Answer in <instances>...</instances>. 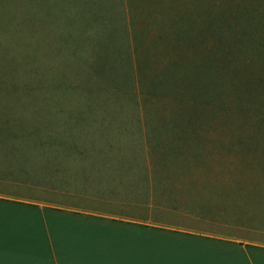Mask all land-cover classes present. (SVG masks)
I'll list each match as a JSON object with an SVG mask.
<instances>
[{
    "label": "rangeland",
    "instance_id": "374dc122",
    "mask_svg": "<svg viewBox=\"0 0 264 264\" xmlns=\"http://www.w3.org/2000/svg\"><path fill=\"white\" fill-rule=\"evenodd\" d=\"M202 58L200 104L178 92ZM248 93L264 98V0H0V197L264 225Z\"/></svg>",
    "mask_w": 264,
    "mask_h": 264
},
{
    "label": "crops",
    "instance_id": "0c3cea01",
    "mask_svg": "<svg viewBox=\"0 0 264 264\" xmlns=\"http://www.w3.org/2000/svg\"><path fill=\"white\" fill-rule=\"evenodd\" d=\"M28 201L0 197V238L12 245L4 253L7 260L39 264L42 246L80 230L106 240L114 255L105 258L120 264H264V225L176 205L137 203L132 209L97 207L98 202L69 208ZM152 206L162 217L151 221Z\"/></svg>",
    "mask_w": 264,
    "mask_h": 264
},
{
    "label": "clouds",
    "instance_id": "9594fccd",
    "mask_svg": "<svg viewBox=\"0 0 264 264\" xmlns=\"http://www.w3.org/2000/svg\"><path fill=\"white\" fill-rule=\"evenodd\" d=\"M11 247L10 243L5 244L0 238V264H31L5 259L4 253ZM39 255L43 257L39 264H120L117 260L105 258L114 255V250L106 240L91 231L60 233L54 244L49 242L39 249Z\"/></svg>",
    "mask_w": 264,
    "mask_h": 264
},
{
    "label": "trees",
    "instance_id": "16d2710c",
    "mask_svg": "<svg viewBox=\"0 0 264 264\" xmlns=\"http://www.w3.org/2000/svg\"><path fill=\"white\" fill-rule=\"evenodd\" d=\"M228 53V57H232L235 56V52L232 50L227 51ZM226 53V54H227ZM205 60H200V61H196L195 65H190L192 68H190L188 71L189 74L192 73L194 74V76L191 75H187L189 76L188 78H185V80L182 81V79L185 76H181V81L183 84H185L188 88V91L183 89V91L178 92V94H180L181 96H184V94H190L192 96V98L202 104V103H207L208 100L210 99V93H212L213 91H207L208 89L206 88V86L204 85V79L206 77H212L211 74H209L210 69L212 70L214 67L211 65L209 66V64L207 62H204ZM227 62H229V60H227ZM225 60H223V63L226 66L227 63ZM227 67H233L227 64ZM234 68V67H233ZM199 79L201 82H199ZM180 78H179V83L181 82ZM234 88H237L235 85H232ZM213 89V88H212ZM211 89V90H212ZM183 94V95H182ZM250 100H252V105L249 108V111L256 113V112H262L264 113V98L263 99H257L255 93L250 94L248 93ZM248 95H242L241 96H248Z\"/></svg>",
    "mask_w": 264,
    "mask_h": 264
}]
</instances>
